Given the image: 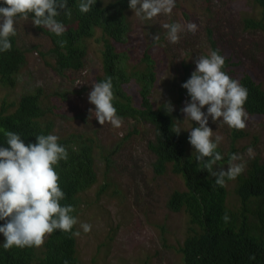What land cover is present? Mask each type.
<instances>
[{"label": "rangeland", "instance_id": "1", "mask_svg": "<svg viewBox=\"0 0 264 264\" xmlns=\"http://www.w3.org/2000/svg\"><path fill=\"white\" fill-rule=\"evenodd\" d=\"M126 13L129 30L125 42L117 44V49L126 52L131 67L143 65L144 52L154 58L157 79L150 95L152 102L165 110L166 102L170 101L175 126L188 135L198 124L185 118L181 111L190 99L185 88L181 100H177L184 64L193 72L195 60L210 52L207 28L212 29L211 36L223 53L238 61L228 69L231 76L236 79L246 70L264 87V31L244 30L241 21L244 16L259 15L251 0H175L171 14H160L151 20H140L129 7ZM188 22L198 25L195 34L182 31L179 42L171 43L162 25L186 26ZM15 27L17 43L25 49L26 60L13 86L0 83V105L4 100L16 101L21 94L40 88L44 106L50 107L46 119L52 122V134L63 137L81 132L94 138L109 158L105 165L97 156V180L81 193L77 206L75 232L80 234L75 239L79 264H182L177 248L185 236L187 217L184 211L170 210L167 199L174 189H183L184 184L180 175L169 170L162 175L152 172V155L147 148L153 138L152 126L134 125L126 119H122L119 128L107 122L102 126L94 113H89L94 105L89 103L88 93L102 72L100 31L86 40L84 67L60 74L52 66L48 36L33 26L31 18L28 21L18 18ZM153 35H158L159 40L154 41ZM127 90L138 105L140 97L133 80ZM206 109L207 106L202 111ZM248 115L245 134L236 139L232 152L242 157L236 162L244 163L245 168L249 158H264V118ZM208 126L213 129V137H223L218 146L226 154L231 148L232 128L222 119L213 122L211 117ZM249 147L254 150L251 157ZM227 166L228 162L222 167ZM226 189L227 205L237 209L235 181L226 182ZM83 223L92 226L90 232L83 231Z\"/></svg>", "mask_w": 264, "mask_h": 264}, {"label": "trees", "instance_id": "2", "mask_svg": "<svg viewBox=\"0 0 264 264\" xmlns=\"http://www.w3.org/2000/svg\"><path fill=\"white\" fill-rule=\"evenodd\" d=\"M251 1L257 6L259 15L242 17L243 28L264 31V0ZM80 2L67 0L72 13L70 19L63 12L56 17L66 29L62 36H56L47 28H35L48 36L52 66L60 74L66 70L80 71L84 67L86 40L97 30L100 31L102 72L96 76V82L112 77L113 104L117 115L134 125L152 126L153 138L147 143L152 155V172L162 175L169 170L182 177L184 188L174 189L167 202L170 210L184 211L187 217L185 236L177 248L182 264H264V158H249L243 173L234 180L239 205L237 209L230 208L226 202V184L224 187L216 185L215 178L207 170H199L202 163L195 159L197 152L190 147L188 133L181 130L177 135L173 132L176 127L173 116L162 107L154 106L150 97L157 79L154 58L144 52L141 58L143 65L131 67L126 52L117 49V44L125 42L129 30L126 15L128 2L113 0L104 3L103 0H96L88 13L79 11ZM0 6H3V0H0ZM29 18L32 19L31 16ZM207 31L210 51L219 50L226 57L224 71L231 76L228 69L231 70L238 61L226 56L218 47L211 36V28ZM60 40L66 41L63 47L58 44ZM10 41L11 50L0 52V83L13 86L26 56L16 36L10 37ZM191 73L190 66L184 64L181 84L190 78ZM236 79L248 90L244 105L247 113L264 118V87L246 70L240 72ZM131 80L138 89V105L127 90ZM180 90L177 101L183 96V87ZM43 103L40 88L21 94L16 101L4 100L0 105V146L7 147L4 130L18 133L26 144L35 143L37 135L52 134V122L46 119L50 107L46 108ZM244 134L243 130L232 129L231 148L226 154L218 146L217 151L223 159L218 162L217 168L228 162L229 155L234 151L233 144ZM58 143L66 147L69 155L67 161L62 160L55 166L60 187L65 193L60 203L62 206L72 205L75 209L72 215L76 217L81 193L97 180V156L105 161V165H108L109 158L102 153L94 138L81 132L59 137ZM225 213L230 217L227 223L222 219ZM74 232L75 226L72 232L56 230L46 238L42 247L14 246L8 250L3 247L2 234L0 264H79Z\"/></svg>", "mask_w": 264, "mask_h": 264}, {"label": "clouds", "instance_id": "3", "mask_svg": "<svg viewBox=\"0 0 264 264\" xmlns=\"http://www.w3.org/2000/svg\"><path fill=\"white\" fill-rule=\"evenodd\" d=\"M95 3L96 0H81L79 11L88 13ZM128 7L140 20H151L160 14H171L175 0H128ZM62 12L71 18L67 0H3V6H0V52L11 50L10 37L17 34L15 24L18 18L28 21L31 16L33 26L47 28L56 36H62L66 29L56 19ZM162 27L167 30V39L171 43L179 42L182 31L195 34L198 30L195 22H188L186 26L164 23ZM153 40L158 41L159 36L153 35ZM65 43L64 40L58 41L61 47ZM225 64L226 57L219 50H211L207 56L195 60V70L181 84L190 97L181 111L185 118L198 124L189 130L188 142L197 152L196 161L202 163L199 170H207L220 187L225 186L226 180H235L242 174L245 164L237 163L242 157L232 153L226 169L217 168L218 162L223 159L217 151L223 137H213V129L208 126L209 117L213 122L222 119L229 128L236 130L245 129L249 119L244 107L248 90L224 71ZM114 99L112 77L92 84L88 101L94 105V110L89 109V113H94L102 126L106 122L115 128L122 125V118L117 115L113 104ZM205 106L206 112L202 111ZM173 110L174 106L167 101L165 112L170 114ZM180 131L179 127L173 129L177 135ZM3 134L7 145L0 146V221H4L0 224V234L4 237V249L14 246L39 248L56 230L72 232L78 220L72 215L75 211L72 205L62 206L60 203L65 193L55 169L60 161L69 158L66 147L58 143L59 137L40 134L35 136V143L26 144L18 133L4 130ZM247 152L250 157L254 155L251 147ZM222 219L227 223L230 217L225 213ZM81 227L88 233L92 226L83 223Z\"/></svg>", "mask_w": 264, "mask_h": 264}]
</instances>
